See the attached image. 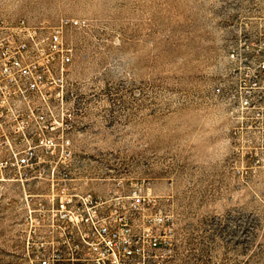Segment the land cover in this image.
Wrapping results in <instances>:
<instances>
[{"label":"rangeland","instance_id":"1","mask_svg":"<svg viewBox=\"0 0 264 264\" xmlns=\"http://www.w3.org/2000/svg\"><path fill=\"white\" fill-rule=\"evenodd\" d=\"M64 17L86 23L64 32L69 154L0 173V264H38L53 165L160 235L148 264H264V0H0V19Z\"/></svg>","mask_w":264,"mask_h":264},{"label":"built area","instance_id":"2","mask_svg":"<svg viewBox=\"0 0 264 264\" xmlns=\"http://www.w3.org/2000/svg\"><path fill=\"white\" fill-rule=\"evenodd\" d=\"M85 24L68 17L53 26L0 19V173L14 169L36 178L46 162L43 153L57 144L69 154L73 110L66 105V84L73 46L64 32ZM49 181L47 200L28 210L43 223L38 264H148L161 256L160 235L149 228L135 235L123 213L107 199L67 186L71 178L56 165Z\"/></svg>","mask_w":264,"mask_h":264}]
</instances>
